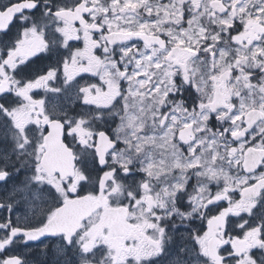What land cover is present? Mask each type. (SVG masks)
I'll list each match as a JSON object with an SVG mask.
<instances>
[{
	"label": "snow or ice",
	"instance_id": "1",
	"mask_svg": "<svg viewBox=\"0 0 264 264\" xmlns=\"http://www.w3.org/2000/svg\"><path fill=\"white\" fill-rule=\"evenodd\" d=\"M0 264H264V0H0Z\"/></svg>",
	"mask_w": 264,
	"mask_h": 264
}]
</instances>
